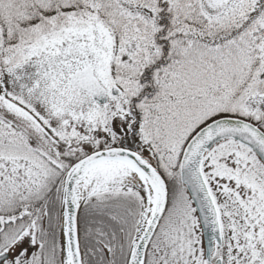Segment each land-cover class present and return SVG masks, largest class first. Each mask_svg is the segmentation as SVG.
Returning <instances> with one entry per match:
<instances>
[{
	"label": "snow or ice",
	"instance_id": "obj_1",
	"mask_svg": "<svg viewBox=\"0 0 264 264\" xmlns=\"http://www.w3.org/2000/svg\"><path fill=\"white\" fill-rule=\"evenodd\" d=\"M0 264H264V0H0Z\"/></svg>",
	"mask_w": 264,
	"mask_h": 264
}]
</instances>
